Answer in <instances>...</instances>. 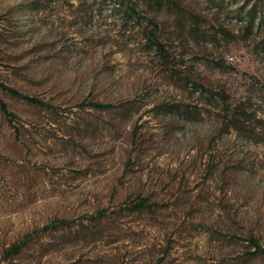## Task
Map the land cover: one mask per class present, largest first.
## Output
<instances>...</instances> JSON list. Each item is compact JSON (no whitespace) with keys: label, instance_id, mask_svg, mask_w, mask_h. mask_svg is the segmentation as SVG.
Segmentation results:
<instances>
[{"label":"rangeland","instance_id":"rangeland-1","mask_svg":"<svg viewBox=\"0 0 264 264\" xmlns=\"http://www.w3.org/2000/svg\"><path fill=\"white\" fill-rule=\"evenodd\" d=\"M0 101V264H264V0H0Z\"/></svg>","mask_w":264,"mask_h":264},{"label":"trees","instance_id":"trees-1","mask_svg":"<svg viewBox=\"0 0 264 264\" xmlns=\"http://www.w3.org/2000/svg\"><path fill=\"white\" fill-rule=\"evenodd\" d=\"M256 4H257V1L254 4V6L249 10V14H250V12H252V11H254L256 9L255 8V5ZM29 99H32L33 100V98H29ZM93 105L94 106H98V107H109L110 106V104H108V103H96V102L93 103ZM0 106H1V109L4 112H6V113L9 114V111L6 108V104L3 101H0ZM19 249H20V244L17 243V244H13L8 250L10 251V253L11 252L14 253V252H17Z\"/></svg>","mask_w":264,"mask_h":264}]
</instances>
